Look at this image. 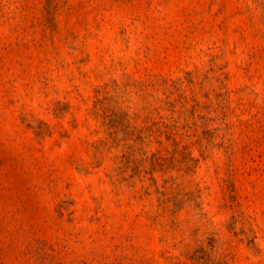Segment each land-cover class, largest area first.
I'll list each match as a JSON object with an SVG mask.
<instances>
[{"label":"rangeland","instance_id":"obj_1","mask_svg":"<svg viewBox=\"0 0 264 264\" xmlns=\"http://www.w3.org/2000/svg\"><path fill=\"white\" fill-rule=\"evenodd\" d=\"M0 264H264V0H0Z\"/></svg>","mask_w":264,"mask_h":264}]
</instances>
